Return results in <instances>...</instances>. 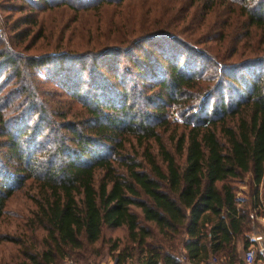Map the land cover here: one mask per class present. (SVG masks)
Wrapping results in <instances>:
<instances>
[{
	"label": "trees",
	"instance_id": "1",
	"mask_svg": "<svg viewBox=\"0 0 264 264\" xmlns=\"http://www.w3.org/2000/svg\"><path fill=\"white\" fill-rule=\"evenodd\" d=\"M9 2L0 3V217L16 191L28 204L0 233V264H96L107 253L113 264L240 261L244 176L264 210V0L169 2L84 46L45 29L41 13L73 20L132 1ZM120 54L133 72L118 68ZM46 64L57 68L54 89L36 79ZM129 74L149 91L129 92Z\"/></svg>",
	"mask_w": 264,
	"mask_h": 264
},
{
	"label": "rangeland",
	"instance_id": "2",
	"mask_svg": "<svg viewBox=\"0 0 264 264\" xmlns=\"http://www.w3.org/2000/svg\"><path fill=\"white\" fill-rule=\"evenodd\" d=\"M13 3H18L19 0H10ZM84 1V0H82ZM132 1L131 4L125 9L122 5L117 6L113 5L111 3L110 5L102 6L99 13L93 12L92 10L87 11H81L79 15L75 19H71V14L69 11L65 10H58V9H51L50 11H45L41 13V19L43 20V25L45 26V29L49 26L52 27L50 32H54V34L58 35V32L60 30H63V34L65 36V39L72 41L73 43H81L83 46L87 42V40L92 43V41H100L102 39L101 34H107L110 33L111 29L117 28L121 20L128 25V27H125V29H129L132 26H137L139 23L140 18L142 16H145L146 11H152L154 9L162 8L167 5V3L170 2V4L183 6L186 4L185 0H123V2ZM4 0H0V3H3ZM8 3L9 0H8ZM150 10H149V9ZM26 10V8H24ZM19 11L13 12V15L15 16L18 14ZM25 12V11H24ZM6 10H0V16H4L6 14ZM196 18L199 19L198 15ZM11 20V19H10ZM9 20H7V24H9ZM122 30L124 27H120ZM1 30V25H0ZM135 34V33H134ZM132 34V36H134ZM52 39V38H50ZM90 47V46H89ZM142 48L146 50H151L152 47L148 46L147 44H143ZM20 49V48H19ZM44 49V46L42 44H39L34 49H20L22 50L21 53H33L38 52L39 50ZM174 50V49H173ZM175 51V50H174ZM132 56H136L138 54L137 50L131 51ZM181 53V52H180ZM187 55V53L183 52V56L181 58V61L183 62L184 57ZM117 59H119L118 62V68H125L127 71L133 72V66L130 63V59L128 60L127 57L120 54L116 56ZM63 70H61L62 78H66V75H68V70L66 69L67 64H64ZM89 65L88 63L86 66ZM85 66V67H86ZM72 71L76 70L78 68L77 64L71 65ZM78 70V69H77ZM57 68L54 64H46L43 68H39L36 71V79L38 80V84L41 85V87L45 88H55L54 80L53 78H57L59 75L56 74ZM84 72V71H83ZM131 78L130 87L132 88V91L129 89V92H136L140 93V95H143L144 92L147 93L148 91H145L143 84L140 83V79L137 76L134 75H128ZM145 81V80H144ZM82 86H85V84H82ZM81 86V88H82ZM58 91V89H55ZM46 99L49 101L50 97L45 96ZM137 105L140 104V100H137ZM143 102V100H141ZM166 116L169 120H178L177 123L180 120V117L175 112L174 105H168L166 106ZM264 182V180H263ZM242 183H245L241 186V184H237L236 186V192L238 195H244L248 197L252 191H253V184L249 182L246 176H244ZM240 186V187H239ZM260 192L261 195L264 192V183L260 186ZM28 204V200L24 198V195L22 194V191H16L12 194V196L7 200L5 204V213L0 217V233L3 229H10L11 223L13 222V214L16 213H22L23 208ZM120 234L119 231H112L108 232V235L111 234ZM3 245V244H2ZM6 248H9V245H6ZM9 249L4 250L2 252V255L6 256L9 253ZM69 261H63L61 264H69ZM96 264H113L112 261V253H107L104 255L100 260L97 261Z\"/></svg>",
	"mask_w": 264,
	"mask_h": 264
},
{
	"label": "crops",
	"instance_id": "3",
	"mask_svg": "<svg viewBox=\"0 0 264 264\" xmlns=\"http://www.w3.org/2000/svg\"><path fill=\"white\" fill-rule=\"evenodd\" d=\"M247 179L249 180V178H247ZM249 182H251V181L249 180ZM243 184H245V183H241V186ZM260 188L261 187L259 186L258 187V192L256 194L257 198H261ZM237 192H236V196L245 198L246 205H247V208H248L247 211H249V206H251L253 204V201H254V198H255L253 192L248 197H246L244 195L240 196V195H238ZM245 235H246V237L249 240L248 246H252V247H254V249H256L258 247V245L264 239V212L256 209L254 218H250L249 217V230L245 233ZM236 249H237V251L239 253V256H240V261H238V262L229 263V262H226L225 260H222V259L219 260V261H216V260L212 259V260L208 261L205 264H264V254H261L260 252H258L256 250H255V252L258 255H255V257H254V259L252 260L251 263H245L243 261V258H242V250H241L240 241H236ZM199 264H201V263H199Z\"/></svg>",
	"mask_w": 264,
	"mask_h": 264
},
{
	"label": "built area",
	"instance_id": "4",
	"mask_svg": "<svg viewBox=\"0 0 264 264\" xmlns=\"http://www.w3.org/2000/svg\"><path fill=\"white\" fill-rule=\"evenodd\" d=\"M258 209L262 212H264V210H262L261 208H258L257 206H254L253 204L251 206H249V211H248V216L250 218H254L255 216V210ZM255 250L260 252L261 254H264V239L263 241L258 245V247L256 249H254V247L252 246H247L243 252H242V257H243V261L245 263H251L253 258H254V253ZM189 264V263H187Z\"/></svg>",
	"mask_w": 264,
	"mask_h": 264
}]
</instances>
